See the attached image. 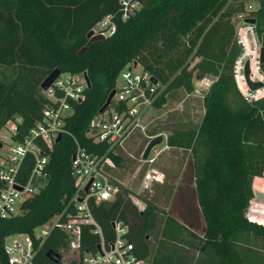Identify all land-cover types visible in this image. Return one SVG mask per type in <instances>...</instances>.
<instances>
[{"label": "trees", "instance_id": "16d2710c", "mask_svg": "<svg viewBox=\"0 0 264 264\" xmlns=\"http://www.w3.org/2000/svg\"><path fill=\"white\" fill-rule=\"evenodd\" d=\"M248 3L253 8L246 16L254 19L257 41L264 48V0H139L126 18L121 16V0H0V130L12 120L14 138H20L41 119L49 100L40 83L54 68L85 72L89 79L83 99L72 101L73 112L64 125L68 133L48 151V178L39 193L23 200L15 215L0 218V264H9L2 246L6 237L31 235L63 211L73 193L74 139L88 152L105 151L107 145L91 141L85 130L120 70L131 62L156 79L155 110L175 94H192L196 77L212 80L195 126L187 124L188 106L163 118L175 121L167 130L168 153L184 152L176 177L163 172L161 181L133 192L143 203L141 209L129 188L119 183L112 198L91 204L104 247L114 240L112 222L118 221L127 226L125 237L133 253L149 264H264L258 242L264 241V225L254 210L260 205L250 201L252 180L255 188L256 177L264 172V97L246 101L233 73L242 53L236 15ZM105 16H110L114 31L89 41L87 32ZM259 68L264 72V61ZM0 144L1 159V138ZM112 159L116 177L135 167L125 154ZM32 160L30 155L24 158L17 180L26 179ZM144 172L145 167L138 170L140 178ZM176 206L181 217L173 213ZM99 243L93 226L83 224L78 251L64 257L70 250L67 234L55 228L35 241L32 263L83 264V255L97 252Z\"/></svg>", "mask_w": 264, "mask_h": 264}, {"label": "built area", "instance_id": "2783aa9c", "mask_svg": "<svg viewBox=\"0 0 264 264\" xmlns=\"http://www.w3.org/2000/svg\"><path fill=\"white\" fill-rule=\"evenodd\" d=\"M121 5V16L126 18L137 8L139 0H121ZM252 8V4L248 3L244 11L236 15L237 41L241 47L243 40L249 41L254 47L256 67L260 75L252 77L250 66L249 79L262 82V86L251 90L244 79L243 64L248 60L244 46L233 68L236 85L248 102L264 97V72L259 68L261 46L257 41L253 23L245 21L249 18L246 13ZM114 28L110 16H105L90 30L93 34L104 36L112 33ZM238 75L243 78L244 88L239 87ZM86 86L85 72H60L46 89H42L49 102L42 110L41 119L20 138H14L15 124L12 128H8L10 133L6 142V151L4 154L1 153L0 159V179L3 182V187L0 189V218L15 215L19 212L23 200L39 193L48 178V151L59 134L62 136L68 133L64 125L73 112L72 101L83 99V90ZM156 86L158 84L152 81V75L144 71L136 62H131L120 70L109 105L89 120L85 130V135L91 141L107 145L105 151L88 152L74 139L75 149L70 157V175L73 181L71 197L61 213L55 214L36 227L31 235L18 233L4 239L2 246L9 264H33L32 258L36 252L35 241H42L55 228L67 234L71 252H77L79 228L83 224L92 225L93 231L100 236L98 251L85 253L82 257L83 264H149L147 259L137 257L133 253V244L125 237L127 226L121 222H112L115 237L108 248H105L100 226L93 218L90 206L112 198L118 188L117 184H122L113 174L117 168L112 155L125 154L130 162H137L136 172L144 165L147 166L139 180L140 187L148 188L153 181H161L148 172L162 153L170 151V146L167 144V130L155 125L150 128L154 122L149 119V114L157 96ZM261 115L264 119V110ZM158 135L162 137L161 141L153 145L143 159L142 154L147 143ZM28 155L33 159L31 169L26 179L19 181L17 177L22 175L19 166ZM130 198L134 203L139 201L135 194L130 193ZM62 215L66 216L65 220H62Z\"/></svg>", "mask_w": 264, "mask_h": 264}, {"label": "rangeland", "instance_id": "374dc122", "mask_svg": "<svg viewBox=\"0 0 264 264\" xmlns=\"http://www.w3.org/2000/svg\"><path fill=\"white\" fill-rule=\"evenodd\" d=\"M243 46H244V51H245L247 58L250 57L248 56V54L254 55L256 53L254 51V47L251 46V43H249V41L246 42L243 40ZM211 80L212 78L207 77V76L206 77H196L194 80L195 90L192 94L187 95V94L180 92L179 94L173 95V97L169 99L167 104L164 105L159 110H155L153 108L149 114V119L154 120L153 124L150 125V128L152 125L158 126L161 129H165V130L172 128V126H174L173 123L175 121H165V119L163 118L165 117L166 114L173 113L176 111H178V114H180L179 112L181 108L184 106H188L189 108L190 118H189V121H187V124L189 123L188 126H195L198 123L201 117V113H202L201 99H202L203 93L206 91ZM13 125H14V121L10 120L7 122L6 126L0 130V138L2 142L4 143L3 148L1 149L2 154H4L6 151V142L8 141V136L10 133L8 128H12ZM168 152L169 151H166V153H164L161 157H158V159L153 163L150 169H148V172H150L151 174H153L160 180H162L163 178V172L167 174L168 178L176 177L174 175L179 169V166H178L179 161L181 160V158L184 157V152L182 151H178L176 155L174 156L172 154H169ZM136 164L137 162L136 163L134 162V165H131V168H133ZM143 167L146 168L147 166L144 165ZM135 168L136 166L133 168V170L131 169V170L123 171L117 177L120 179V181L125 187L129 188L131 194H135L133 192L139 193L141 190L144 189L143 187L139 186L140 175L138 174V172L135 171ZM254 178L251 184L253 192L259 191V192L264 193V172L261 176L256 177L257 181H255L254 183L255 188H253ZM250 201L254 203L253 198ZM136 204L139 209L143 207V203L140 201H137ZM256 204L260 205V209L258 210V212L256 209H254L255 216L256 218L258 217L259 220L264 225V203L255 202L254 205ZM173 213L179 214L180 217L183 215V212L179 206L174 207ZM248 213H249V210H247L246 215H248ZM254 222H257V221H254ZM258 242L260 246L262 247V249H264V241H258ZM63 253L65 255L64 257H68V258L71 257V254H70L71 248L70 250H66Z\"/></svg>", "mask_w": 264, "mask_h": 264}, {"label": "water", "instance_id": "95a60500", "mask_svg": "<svg viewBox=\"0 0 264 264\" xmlns=\"http://www.w3.org/2000/svg\"><path fill=\"white\" fill-rule=\"evenodd\" d=\"M246 22H249V23H253L254 22V19L253 18H248L245 20ZM87 38L89 39V41H93V40H98V39H101L103 38V35L101 34H93L91 30H89L87 32ZM84 48L80 49L79 52H81ZM264 61V48L263 47H260V50H259V62L262 63ZM60 73V70L58 68H54L43 80L42 82L40 83V88L41 89H46L52 82L53 80L58 76V74ZM249 73H250V63H249V60H246L243 64V75H244V79L248 85V87L251 89V90H254V89H257L259 87L262 86V82L260 81H251L249 79ZM152 81L155 83L156 82V79L152 76ZM86 84L87 86H89V79L86 77ZM114 94V90H111L108 95H107V98L104 102V104L99 108L98 112H102L110 103V100L112 98ZM61 138V134H59L57 136V138L55 139V143H57ZM162 137L160 135L152 138L146 145L144 151H143V154H142V158H146L150 148L153 146V145H156L158 144L160 141H161ZM1 146V144H0ZM3 184V182H2ZM254 196H253V199L255 202L257 203H264V193L262 192H259V191H254L253 192ZM47 255L49 256H54L55 259H59V254L57 253H54V252H51V251H47L46 253Z\"/></svg>", "mask_w": 264, "mask_h": 264}, {"label": "bare ground", "instance_id": "6f19581e", "mask_svg": "<svg viewBox=\"0 0 264 264\" xmlns=\"http://www.w3.org/2000/svg\"><path fill=\"white\" fill-rule=\"evenodd\" d=\"M248 54V53H247ZM246 56V54H245ZM250 56L249 58H247L248 60H250V66H251V69H252V74L251 76L252 77H257L260 75V73L258 72L257 70V67H256V53L254 55H249ZM247 57V56H246ZM238 84H239V87L240 88H244V83H243V78L241 76L238 75V80H237Z\"/></svg>", "mask_w": 264, "mask_h": 264}]
</instances>
